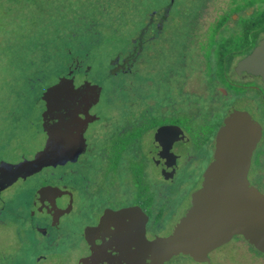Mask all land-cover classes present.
<instances>
[{
	"label": "flooded vegetation",
	"instance_id": "1",
	"mask_svg": "<svg viewBox=\"0 0 264 264\" xmlns=\"http://www.w3.org/2000/svg\"><path fill=\"white\" fill-rule=\"evenodd\" d=\"M147 1L59 0L52 12L43 0H0V28L23 20L56 33V44L35 49L44 54L35 76L0 96V154L22 148L28 130L42 146L0 163L33 159L49 143L60 156L1 192L0 226L15 232L18 218L27 245L19 260L3 251L0 264H155L150 246L195 210L228 125L248 134L249 184L264 196V0ZM136 7L148 9L144 25L98 71L91 50ZM12 42L27 49L24 37ZM47 65L57 75L44 82ZM62 81L64 92L46 99ZM262 225L247 219L199 258L162 264H264Z\"/></svg>",
	"mask_w": 264,
	"mask_h": 264
},
{
	"label": "water",
	"instance_id": "2",
	"mask_svg": "<svg viewBox=\"0 0 264 264\" xmlns=\"http://www.w3.org/2000/svg\"><path fill=\"white\" fill-rule=\"evenodd\" d=\"M63 86L62 81L50 87L44 97L50 100L52 95L61 94ZM252 148L248 134L240 125H228L221 130L216 158L207 171L203 188L194 197L195 210L188 213L172 235L150 246L155 264H162L179 253L199 258L228 232L243 228L247 219L263 224L254 230L260 234L256 245L264 251V196L255 194L248 180ZM55 151L49 143L33 159L1 162L0 194L20 178L58 161L60 156Z\"/></svg>",
	"mask_w": 264,
	"mask_h": 264
},
{
	"label": "rangeland",
	"instance_id": "3",
	"mask_svg": "<svg viewBox=\"0 0 264 264\" xmlns=\"http://www.w3.org/2000/svg\"><path fill=\"white\" fill-rule=\"evenodd\" d=\"M5 1V0H3ZM64 1V0H60ZM146 1V0H144ZM149 1V0H148ZM147 1V2H148ZM163 0H150V3L155 6H160V3ZM13 2V0H9V3ZM32 2L33 5L37 8L38 0H25V3H22L20 6L23 7L26 3ZM43 5L41 6L42 9L52 11L47 8L48 5L54 4L55 2H59V0H43ZM18 3L15 2L16 6ZM8 6L3 4L0 6V17L3 15L5 17V9ZM150 6H148L149 9ZM146 8L143 10L140 7L134 8V12L132 14V18H129L128 25H116L117 28H122L121 30L112 33L108 32L105 34V37L100 39V42L94 46L93 50H91V62L94 67H98V71H104L108 68L107 62L116 55V52L123 51L127 49L131 44V37L135 34L134 32L137 29H140L144 25V19H146L148 12ZM67 9L62 8L60 12L65 13ZM42 12V11H41ZM40 12V13H41ZM54 12V11H52ZM146 15V17H145ZM95 21H100L99 18L94 19ZM41 26L46 30V26L40 23ZM14 26L9 25L8 28H0V96L2 98H6L7 94L12 92L13 90H19L24 87V83L22 82L26 78L34 77V63L38 61H42L44 58V54L41 53L37 55V48L38 45L42 47H49L56 44L55 37L56 33L55 30H51L45 35H42L38 32H33L30 29H26L24 26L23 20L20 21L19 24H13ZM64 25L60 26L61 28ZM124 27V28H123ZM14 29H17L16 32H13ZM4 30V31H2ZM134 33V34H133ZM25 38L27 42V49L22 51L19 48L11 47L12 40H21ZM96 37V36H94ZM6 41V45L4 41ZM11 47L12 49H8ZM94 51V53H93ZM46 73L44 75V82H48L51 78L55 80L57 72L54 70V73H49V65L46 67ZM55 68V67H54ZM50 81V82H51ZM39 89L40 83H37ZM36 89V90H37ZM8 107V104H5V108ZM42 139L36 138L30 135L29 130L27 131L26 141L22 148H11L10 150L6 149L1 152L0 156L6 158L7 160L16 161L23 153L24 154H32L35 150L39 149L42 146ZM13 149H17L19 152L16 155H13V152L10 153ZM9 153V155H8ZM8 155V157H7ZM18 227L16 230H9L2 226H0V254L5 251V254L8 257H11L10 260H19L20 249L24 250L25 246L27 245L24 239H19L18 242L16 236H18V228L20 227L17 223L18 218L12 217ZM22 226V224H21ZM19 245V248L16 249V246ZM230 251H233L231 247H228ZM2 255V254H1ZM177 264V263H175Z\"/></svg>",
	"mask_w": 264,
	"mask_h": 264
}]
</instances>
